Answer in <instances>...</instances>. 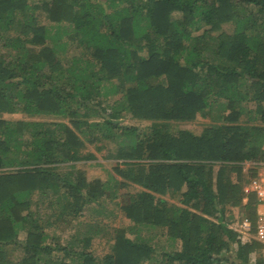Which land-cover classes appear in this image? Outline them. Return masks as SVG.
Masks as SVG:
<instances>
[{
	"label": "trees",
	"instance_id": "1",
	"mask_svg": "<svg viewBox=\"0 0 264 264\" xmlns=\"http://www.w3.org/2000/svg\"><path fill=\"white\" fill-rule=\"evenodd\" d=\"M17 111L53 118L0 116V264L9 248L18 264H264L236 229L257 200L244 164L264 158V0H0V114ZM198 114L199 133L169 124ZM86 142L111 144L120 178L87 175ZM99 198L130 224L50 242L44 224Z\"/></svg>",
	"mask_w": 264,
	"mask_h": 264
},
{
	"label": "rangeland",
	"instance_id": "2",
	"mask_svg": "<svg viewBox=\"0 0 264 264\" xmlns=\"http://www.w3.org/2000/svg\"><path fill=\"white\" fill-rule=\"evenodd\" d=\"M34 1V0H33ZM47 22L46 19H43ZM223 28L229 29L232 28V25L224 24ZM118 94L111 93L107 96V101L110 102L114 100L117 97ZM0 116L6 118V119H38V118H45L50 119L53 118L52 116L48 115H41L39 117L36 116H29L23 112L17 111V112H5L0 114ZM119 122L122 124H128V125H135L141 130L145 125L149 124V120H144L140 118H133L129 115H124L120 117ZM210 122L209 118L203 117L200 114H198L193 120H178V121H170L169 124L171 127H181V128H187L190 129L196 133H199L202 128ZM98 145H101V142L97 143ZM110 143H103V146L101 149H98L94 143H88L86 142L83 150H90L94 153L95 158L89 159L84 163L83 168L86 170L87 175L90 177L94 176H100L102 178H106L109 172H112L116 175L117 178H120V175L117 174L116 171H114L113 166L115 164H120V160L111 159L107 156V147H110ZM123 163V162H122ZM244 167L247 168V166L244 164ZM136 188L139 187L138 185L135 186ZM134 188V187H133ZM140 188V187H139ZM169 200H174V198L168 196ZM34 200H37V196H34ZM119 203H116L114 200H110L109 198H106L105 200H94L91 202L83 213L77 217L65 219V220H58L57 222H53L52 225L46 226L44 224V230L46 232H49L50 236H52V240L48 238V240H51L50 242L53 244L55 241H59L60 243H64L66 240L70 238V235L75 231L73 230L74 227L83 228L84 224L88 221H96L98 220L100 225H104L105 228H107L108 232L106 235L113 234V228H115L118 225H128L130 224L129 218L124 214V212L119 207ZM32 209H36V214L41 217L42 220H46L50 216L51 207H48L47 199L43 196H40L38 203L32 204ZM230 212L233 213L236 220L238 219L239 212L238 208L232 207L230 209ZM69 218V217H68ZM53 219V217L51 218ZM71 224H75L74 227H71ZM145 234L150 233V236H153L152 240H155L153 230H145ZM23 233H21L22 236ZM127 235H130L129 232H127ZM161 243L164 245H168L165 236L161 237ZM106 243V242H105ZM104 241H98L94 242L93 246L96 247V251H99L106 247L108 244H105ZM10 257L12 258L11 264H18L17 260L19 256L22 254V252L19 249L9 248ZM260 253L262 254L264 258V246L260 250ZM56 254H62V252L57 251ZM154 260L151 261V264H154Z\"/></svg>",
	"mask_w": 264,
	"mask_h": 264
},
{
	"label": "built area",
	"instance_id": "3",
	"mask_svg": "<svg viewBox=\"0 0 264 264\" xmlns=\"http://www.w3.org/2000/svg\"><path fill=\"white\" fill-rule=\"evenodd\" d=\"M246 166L252 168L253 173L243 186V201L247 200L250 192L255 194L257 200L253 219L248 216L239 217L236 229L244 235L254 237L264 246V158L247 161Z\"/></svg>",
	"mask_w": 264,
	"mask_h": 264
},
{
	"label": "crops",
	"instance_id": "4",
	"mask_svg": "<svg viewBox=\"0 0 264 264\" xmlns=\"http://www.w3.org/2000/svg\"><path fill=\"white\" fill-rule=\"evenodd\" d=\"M264 145V144H263Z\"/></svg>",
	"mask_w": 264,
	"mask_h": 264
}]
</instances>
